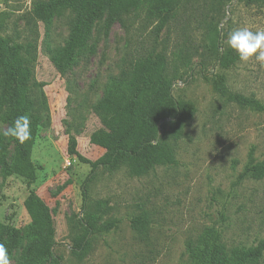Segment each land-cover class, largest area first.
Returning <instances> with one entry per match:
<instances>
[{
  "label": "rangeland",
  "instance_id": "374dc122",
  "mask_svg": "<svg viewBox=\"0 0 264 264\" xmlns=\"http://www.w3.org/2000/svg\"><path fill=\"white\" fill-rule=\"evenodd\" d=\"M35 0H0V35L11 43L38 42L35 75L46 82L34 93L29 115L39 116V132L32 159L38 166L34 184L50 207V219L63 264H198L187 244H201L218 232L228 248L251 247L264 240V176L246 172L249 154L264 161V111L242 107L215 89L213 78L222 74L232 92L254 96L264 103V66L254 58L237 59L229 67L216 60L214 43L220 30L223 50L229 34L238 28L264 29V3L247 0H200L197 10L181 12L178 21L156 34L157 21L128 16L127 25L106 18L94 24L87 44L77 51L64 72L56 69L46 46L65 45L77 16L76 7L59 9L49 30L32 17ZM48 1V0H42ZM156 45L170 58V72L181 76L174 83L178 99L194 102L197 111L183 136L171 140L177 164L159 165L136 176L120 164L100 167L89 185L93 198H106L111 206L102 221L117 217L119 225L96 234L88 252H71L82 236V183L91 166L71 152V137L89 159L98 160L114 147L110 131L95 113L110 78L117 75L128 54ZM184 48L191 58L185 67L177 57ZM231 49V48H230ZM0 76V94H1ZM7 124L0 119V132ZM13 145L8 149L11 160ZM146 216V231L136 230L131 219ZM0 221L20 228L22 238L9 264H21L33 236L49 238L44 210L34 205L25 180L5 176L0 168ZM42 264H51V258ZM255 264H264V253Z\"/></svg>",
  "mask_w": 264,
  "mask_h": 264
},
{
  "label": "trees",
  "instance_id": "16d2710c",
  "mask_svg": "<svg viewBox=\"0 0 264 264\" xmlns=\"http://www.w3.org/2000/svg\"><path fill=\"white\" fill-rule=\"evenodd\" d=\"M252 4H262L264 0H247ZM200 0H35L32 17L45 25L46 31L54 14L61 8L76 7L77 16L69 37L63 46H46L45 51L60 72L73 63L78 50L83 48L92 33L97 20L106 18L110 25L116 20L127 25L128 16L134 19L155 20L156 34L165 26L178 21L182 13L190 14L197 10ZM220 30L216 29L214 43L216 60L223 67L234 64L237 55L230 48L223 50L218 39ZM156 45L151 48L128 54L117 75L110 78L103 98L95 106V113L113 138L114 147L98 160L89 159L78 150L77 139L71 137V152L81 161L90 164L91 169L82 183V215L79 222L83 231L81 238L71 246V252L82 258L89 250L94 235L115 229L120 219L113 217L103 222L111 206L106 198H93L89 185L100 167L114 170L120 164L127 165L136 176L147 174L159 165H175L177 158L171 140L181 138L188 123L193 119L197 108L194 102L178 99L174 94L175 77L170 72V58L165 52H158ZM182 65L190 66L191 58L185 49L176 54ZM38 57L37 40L11 43L0 35V119L13 126L19 116H28L34 108V93L42 89L46 82L38 81L35 64ZM215 89L226 95L230 101L242 107L264 111V103L254 96L232 92L226 78L216 74L213 78ZM31 138L24 143L13 137L0 135V168L5 176L18 175L25 182L31 202L44 210V221L49 238L33 236L27 245L21 264H42L51 258V264H63L62 256L55 253L57 245L50 219V207L40 197L34 184L38 166L32 159V151L39 132V116L33 115ZM13 145L11 160H7L9 147ZM246 172L254 178L264 176V161H256L253 150L249 154ZM132 226L141 232L147 230L149 220L146 216L131 219ZM20 228L0 221V243L8 250L9 259L20 243ZM187 250L198 264H255L264 253V240L251 247L228 249L218 232H211L202 239L201 244L189 242Z\"/></svg>",
  "mask_w": 264,
  "mask_h": 264
},
{
  "label": "clouds",
  "instance_id": "9594fccd",
  "mask_svg": "<svg viewBox=\"0 0 264 264\" xmlns=\"http://www.w3.org/2000/svg\"><path fill=\"white\" fill-rule=\"evenodd\" d=\"M227 44L238 54L241 61L247 62L254 58L264 66V29H235L229 34ZM0 135L13 137L24 143L31 138L30 118L26 115L17 117L13 126L0 132ZM0 264H9L8 250L3 243H0Z\"/></svg>",
  "mask_w": 264,
  "mask_h": 264
}]
</instances>
